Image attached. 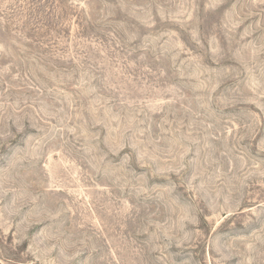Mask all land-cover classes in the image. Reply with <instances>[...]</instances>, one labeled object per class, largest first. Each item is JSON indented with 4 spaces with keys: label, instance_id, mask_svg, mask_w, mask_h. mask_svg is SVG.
I'll return each instance as SVG.
<instances>
[{
    "label": "rangeland",
    "instance_id": "1",
    "mask_svg": "<svg viewBox=\"0 0 264 264\" xmlns=\"http://www.w3.org/2000/svg\"><path fill=\"white\" fill-rule=\"evenodd\" d=\"M0 264H264V0H0Z\"/></svg>",
    "mask_w": 264,
    "mask_h": 264
}]
</instances>
